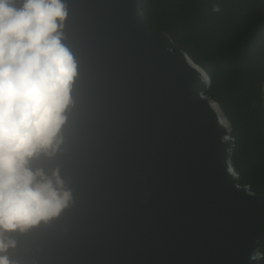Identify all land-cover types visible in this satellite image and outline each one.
Here are the masks:
<instances>
[{
	"label": "water",
	"instance_id": "water-1",
	"mask_svg": "<svg viewBox=\"0 0 264 264\" xmlns=\"http://www.w3.org/2000/svg\"><path fill=\"white\" fill-rule=\"evenodd\" d=\"M79 61L59 165L74 202L14 233L20 264H264V194L237 173L209 76L141 0H68ZM244 182V184H243Z\"/></svg>",
	"mask_w": 264,
	"mask_h": 264
},
{
	"label": "clouds",
	"instance_id": "clouds-1",
	"mask_svg": "<svg viewBox=\"0 0 264 264\" xmlns=\"http://www.w3.org/2000/svg\"><path fill=\"white\" fill-rule=\"evenodd\" d=\"M69 15L68 0H0V264H20L9 254L14 233L50 224L74 202L59 165L36 163L63 151L74 104Z\"/></svg>",
	"mask_w": 264,
	"mask_h": 264
},
{
	"label": "trees",
	"instance_id": "trees-1",
	"mask_svg": "<svg viewBox=\"0 0 264 264\" xmlns=\"http://www.w3.org/2000/svg\"><path fill=\"white\" fill-rule=\"evenodd\" d=\"M141 6L154 30H166L207 65L205 92L232 118L242 180L264 192V0H141Z\"/></svg>",
	"mask_w": 264,
	"mask_h": 264
},
{
	"label": "bare ground",
	"instance_id": "bare-ground-1",
	"mask_svg": "<svg viewBox=\"0 0 264 264\" xmlns=\"http://www.w3.org/2000/svg\"><path fill=\"white\" fill-rule=\"evenodd\" d=\"M262 22H264V16L260 19ZM152 28V27H151ZM167 32V31H166ZM170 34V33H169ZM171 35V34H170ZM172 36V35H171ZM178 43H180L177 39H175ZM187 51V54H191V51L189 50V49H186ZM193 62L196 64V65H198L199 67H202L203 69H204V73H206V74H208V70H207V65H205V64H203V63H201L200 61H198L197 59H195V60H193ZM208 85H210V82H209V84ZM231 134H232V137H233V139H232V141H230L231 142V147H232V149H234L235 148V142H236V135H235V133H234V130H233V126L231 127ZM234 156H235V154H234ZM235 160H236V165H237V168H238V170H237V173L236 174H238V175H240L241 174V172H240V168H239V165H238V160H237V158H236V156H235ZM245 183H247V184H251L250 182H245ZM243 184H244V182H243ZM259 194H264V192H258Z\"/></svg>",
	"mask_w": 264,
	"mask_h": 264
}]
</instances>
